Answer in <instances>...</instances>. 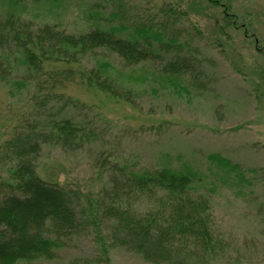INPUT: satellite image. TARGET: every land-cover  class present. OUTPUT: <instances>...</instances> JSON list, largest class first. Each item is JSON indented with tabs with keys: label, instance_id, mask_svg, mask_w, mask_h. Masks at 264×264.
<instances>
[{
	"label": "rangeland",
	"instance_id": "rangeland-1",
	"mask_svg": "<svg viewBox=\"0 0 264 264\" xmlns=\"http://www.w3.org/2000/svg\"><path fill=\"white\" fill-rule=\"evenodd\" d=\"M31 1L22 11L26 18L65 32L87 30L96 16L104 24L109 16V27L123 26L125 32L151 26L174 36L176 52L197 58L200 66L199 81L180 79L171 86L155 75L160 63L126 66L112 53L87 56L88 65L108 59L110 73L133 90L134 103L70 85L66 92L81 103L62 114L86 121L98 136L77 150L42 145L37 174L95 196L109 184V165L101 161L105 156L139 169L187 164L210 189L211 182L222 183L213 190L211 204L214 230L224 245L211 264H264V53L256 50L264 44V0H219L218 5L208 0H56L45 7ZM222 4L235 23L223 16ZM29 92L10 95L0 82V142L39 118ZM210 154L237 164L241 181L231 184ZM8 164L0 162V177H6ZM100 225L108 237L109 220ZM100 246L91 226L68 239L52 259L16 264H173L149 262L123 246L109 248V240L103 255Z\"/></svg>",
	"mask_w": 264,
	"mask_h": 264
},
{
	"label": "trees",
	"instance_id": "trees-1",
	"mask_svg": "<svg viewBox=\"0 0 264 264\" xmlns=\"http://www.w3.org/2000/svg\"><path fill=\"white\" fill-rule=\"evenodd\" d=\"M27 2L0 0V82L10 95L29 89L39 114L25 129L0 142V162L9 163L6 177H0V264L52 259L68 239L91 226L103 255L109 240V248L123 246L152 263L211 264L224 245L214 230L211 204L213 190L222 183L213 181L210 189L187 164L139 169L105 156L101 161L109 165V184L95 196L45 180L36 172L42 145L77 150L98 136L86 121L62 114L81 103L66 92L70 85L134 103L133 90L110 73L109 60L99 57L88 65L87 56L112 53L126 66L160 63L155 75L171 86L180 79L199 81L197 58L177 53L174 36L143 25L125 32L123 26L109 27V16L108 24L96 16L92 27L75 33L50 22H32L22 14ZM31 3L45 7L56 0ZM222 7L228 23H235L228 6ZM256 50L264 53V44ZM55 105L58 108L52 111ZM208 158L231 184L241 181L237 164L219 154ZM104 220H109L108 237L100 230Z\"/></svg>",
	"mask_w": 264,
	"mask_h": 264
}]
</instances>
